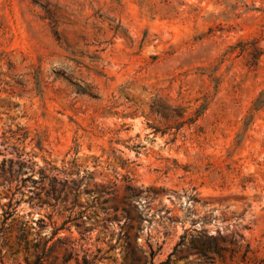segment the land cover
I'll list each match as a JSON object with an SVG mask.
<instances>
[{
	"label": "rangeland",
	"instance_id": "1",
	"mask_svg": "<svg viewBox=\"0 0 264 264\" xmlns=\"http://www.w3.org/2000/svg\"><path fill=\"white\" fill-rule=\"evenodd\" d=\"M38 255L264 264V0H0V264Z\"/></svg>",
	"mask_w": 264,
	"mask_h": 264
},
{
	"label": "trees",
	"instance_id": "2",
	"mask_svg": "<svg viewBox=\"0 0 264 264\" xmlns=\"http://www.w3.org/2000/svg\"><path fill=\"white\" fill-rule=\"evenodd\" d=\"M258 100H259V99H258ZM257 102H258V101H257ZM11 208H12V204H11L9 210H5V209H4V216L6 217V219H7L8 217H10V216L13 215V211L11 210ZM68 219H69V220H66V222H64V224L67 223V222L70 221V220H75L76 218L72 219V215H71ZM38 223H39L40 225H42V223H45V221H44L43 219H39V220H38ZM61 229H64V228H63V227L55 228V229H54V234H57V233L59 232V230H61ZM45 252H46V250H45ZM45 252H43V254H46ZM43 258H44L43 255H38V256H37V259H36L35 262H34V264H44V259H43ZM67 261H69V259L65 258V259H64V262H67ZM84 264H88V263H87V258H86V256L84 257Z\"/></svg>",
	"mask_w": 264,
	"mask_h": 264
}]
</instances>
